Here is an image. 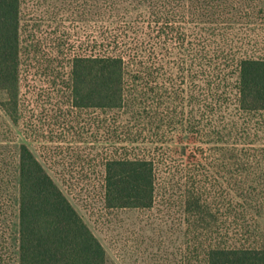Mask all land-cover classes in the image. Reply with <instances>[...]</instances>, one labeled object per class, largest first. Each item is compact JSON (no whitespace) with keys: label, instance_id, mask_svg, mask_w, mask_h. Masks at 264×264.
I'll use <instances>...</instances> for the list:
<instances>
[{"label":"rangeland","instance_id":"374dc122","mask_svg":"<svg viewBox=\"0 0 264 264\" xmlns=\"http://www.w3.org/2000/svg\"><path fill=\"white\" fill-rule=\"evenodd\" d=\"M115 2L22 0L16 103L0 93V264H19L23 145L101 241L106 264H207L211 245L264 246V161L221 155L213 139L226 130H186L182 33L157 45L146 24L127 23L142 9ZM105 51L143 65L127 66L122 107L79 106L74 61ZM137 158L154 162L153 205L110 206L108 163Z\"/></svg>","mask_w":264,"mask_h":264},{"label":"trees","instance_id":"16d2710c","mask_svg":"<svg viewBox=\"0 0 264 264\" xmlns=\"http://www.w3.org/2000/svg\"><path fill=\"white\" fill-rule=\"evenodd\" d=\"M126 1L136 8L134 12L142 9L140 15L128 16L129 26L146 24V36L159 41L157 45L169 33L183 35L190 106L186 130H226L213 139L223 145L221 155L228 160L264 161V0H255L260 4L253 0ZM21 4L22 0H0V93L15 103ZM257 7L263 14L256 16ZM135 63L143 65L131 54L113 51L77 57L73 71L77 104L122 107L126 68ZM217 112L220 121L214 119ZM20 170L19 264H106L101 241L26 145L21 147ZM255 184L264 197V174ZM106 187L110 206H152L154 162L142 158L109 162ZM206 260L207 264H264V246L257 242L211 245Z\"/></svg>","mask_w":264,"mask_h":264}]
</instances>
